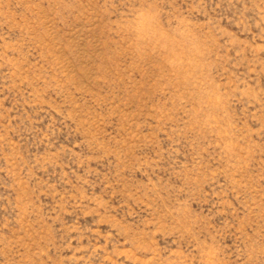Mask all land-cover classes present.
I'll list each match as a JSON object with an SVG mask.
<instances>
[{
	"label": "rangeland",
	"instance_id": "1",
	"mask_svg": "<svg viewBox=\"0 0 264 264\" xmlns=\"http://www.w3.org/2000/svg\"><path fill=\"white\" fill-rule=\"evenodd\" d=\"M0 264H264V0H0Z\"/></svg>",
	"mask_w": 264,
	"mask_h": 264
}]
</instances>
